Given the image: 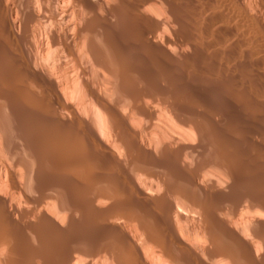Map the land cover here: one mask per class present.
I'll return each mask as SVG.
<instances>
[{
  "label": "bare ground",
  "instance_id": "1",
  "mask_svg": "<svg viewBox=\"0 0 264 264\" xmlns=\"http://www.w3.org/2000/svg\"><path fill=\"white\" fill-rule=\"evenodd\" d=\"M0 264H264V0H0Z\"/></svg>",
  "mask_w": 264,
  "mask_h": 264
},
{
  "label": "rangeland",
  "instance_id": "2",
  "mask_svg": "<svg viewBox=\"0 0 264 264\" xmlns=\"http://www.w3.org/2000/svg\"><path fill=\"white\" fill-rule=\"evenodd\" d=\"M238 109H239V110H242V108H238ZM256 137H257V135H254V136H253V140L256 139L255 141H257V142L261 141L260 139H257L258 137H257V138H256Z\"/></svg>",
  "mask_w": 264,
  "mask_h": 264
}]
</instances>
